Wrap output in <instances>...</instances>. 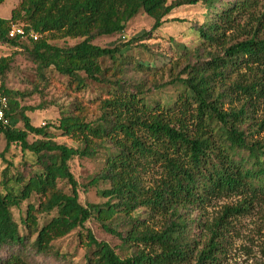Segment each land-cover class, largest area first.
Wrapping results in <instances>:
<instances>
[{"label": "trees", "instance_id": "obj_1", "mask_svg": "<svg viewBox=\"0 0 264 264\" xmlns=\"http://www.w3.org/2000/svg\"><path fill=\"white\" fill-rule=\"evenodd\" d=\"M219 2L21 0L10 18L0 17V42L27 52L41 82H47L48 71L54 70L70 78L74 92L85 89L88 79L105 92L94 102L99 115L93 119H87L84 103L77 98L71 108L61 110L57 125L34 126L27 111L36 108L22 106L23 93L5 87L3 76L11 58L1 57L0 95L8 101L11 121L18 116L23 122V128L4 129L6 149L16 144L23 153L34 155L39 167L25 183L18 179L23 183L18 194L8 180L0 179V264H39L28 257V244L38 255L49 254L54 241L85 228L94 217L123 243L135 242L151 250L138 249L122 258L88 230L85 264L220 263L216 234L198 250L186 235L187 221L181 211L232 194L264 195V135L260 136L264 117L260 123L252 122L249 114L252 100L264 99V34L245 30L240 33L246 35L243 39L228 36L242 27V17L251 12L256 0L227 2L213 19L194 29L199 46L177 45V64L182 69L166 82L158 79L162 68H147L127 54L136 39L113 47L94 43L99 37L124 33L128 22L141 12L154 20L155 31L182 6L211 7ZM16 25L24 33L11 37L9 32ZM68 38L82 40L70 47L50 41ZM101 58L110 59L112 66L102 68ZM133 64L136 72H145L143 79H128ZM169 85L180 87L173 103L148 100ZM50 126L80 145L57 142L48 131ZM30 134L39 138L30 142ZM76 156L101 159V170L91 184L109 185L100 191L107 198L105 203L84 205L79 200L70 165ZM154 168L158 171L148 186L145 176ZM61 180L70 185L69 192L58 186ZM33 194L43 200L37 208L30 204L22 219L29 234L36 235L31 240L21 234L13 209ZM52 212L56 215L39 227L38 214ZM146 213L150 219L155 214L165 219L160 231L146 222ZM113 221L129 226L125 235L110 225Z\"/></svg>", "mask_w": 264, "mask_h": 264}, {"label": "rangeland", "instance_id": "obj_2", "mask_svg": "<svg viewBox=\"0 0 264 264\" xmlns=\"http://www.w3.org/2000/svg\"><path fill=\"white\" fill-rule=\"evenodd\" d=\"M21 0H5L0 4V17L10 18L12 10L18 6ZM240 0H221L214 6L208 7L204 4L194 6H182L176 9L167 21L159 29L152 31L154 20L147 14L141 12L128 22L127 28L122 34L114 36L99 37L94 43L102 47H113L115 45L128 42L132 39L137 41L127 52L130 57L145 64V67L162 68L158 72V79L163 82L176 77L182 69L178 65L177 57L179 53L178 44H186L191 47H198L200 42L198 34L194 30L199 25L207 23L216 16L227 2H237ZM250 13L244 14L241 19V28L228 33L229 37L243 39L241 32H259L264 34V0H256V4L251 8ZM172 19H179L172 20ZM260 19H262L260 22ZM149 33L147 36L144 34ZM82 39H56L50 40L61 47H70L80 42ZM208 50H216L207 46ZM128 50V49H127ZM1 57H10L9 69L3 76L4 85L7 89L16 90L23 93L20 100L22 106L34 107L35 110H28L27 115L34 126L57 125L60 119L61 110L69 109L74 105L76 99L84 103L85 113L88 120L99 115L96 99L105 94L102 86L91 80H87V87L80 92H74L70 87V78L57 73L54 70L48 71L47 82H41L36 72V65L25 51H17L0 42ZM157 57L155 60H153ZM99 63L102 68L112 66V61L108 58H101ZM246 71V70H243ZM145 72L135 71L134 64L130 66L128 79L137 80L145 77ZM2 77L0 76V85ZM106 91V88L104 89ZM180 92V87L169 85L166 88L153 92L148 96L151 102L166 100L173 101ZM243 102V98L241 99ZM40 107V108H38ZM251 111L252 122L260 123L264 117V99L252 100ZM12 125L23 128V122L16 116L12 119ZM249 129V126L246 127ZM264 129V128H263ZM53 133L54 139L59 143H65L71 147H78L79 141L68 136H64L61 130L52 126L48 129ZM264 135L261 130L260 136ZM39 136L30 134V142ZM6 139L2 135L0 139V153L4 157L0 158V179L8 180L10 188L18 194L28 178L38 169L36 157L28 152L23 153L21 148L12 144L6 149ZM71 171L78 182L79 200L87 205L89 203L102 204L107 198L100 196V191L108 184L98 183L92 185V179L100 172L102 167L101 159L73 157L70 161ZM158 168L152 169L145 176V183L152 185ZM18 179L23 180L19 183ZM58 186L65 192H69L70 185L61 180ZM43 198L41 195L33 194L31 197L13 209L14 219L20 225L21 234L30 236L33 240L36 235L29 234L24 227L22 219L26 216L28 206L34 205L36 208ZM145 213V209H140ZM184 219L187 221L188 239L201 249L205 240L211 237L214 232L220 241L219 264H264V195L251 197L246 194H232L220 198H214L202 205H190L182 209ZM56 212L51 214H38L39 227L48 222ZM146 222L156 231H160L165 223V219L160 215H154L151 219L146 213ZM144 216V217H145ZM110 225L122 232L124 235L129 226L125 222L113 221ZM90 230L98 241L108 243L115 251L125 258L138 249L150 251L146 245H138L135 242L123 243V240L116 234L107 231L97 218H91L85 228H78L63 238L53 242V250L49 254H36L31 244L26 249L28 257L39 264H85L88 248L87 231ZM193 263V262H191ZM190 263V264H191ZM185 264V263H184ZM188 264V263H187Z\"/></svg>", "mask_w": 264, "mask_h": 264}, {"label": "built area", "instance_id": "obj_3", "mask_svg": "<svg viewBox=\"0 0 264 264\" xmlns=\"http://www.w3.org/2000/svg\"><path fill=\"white\" fill-rule=\"evenodd\" d=\"M24 30L23 27L20 25L13 26L9 32V35L11 37L19 34H23ZM35 39L37 36H33ZM8 110V101L5 96L0 95V139L3 135V131L6 127L12 125L11 119L7 115Z\"/></svg>", "mask_w": 264, "mask_h": 264}]
</instances>
